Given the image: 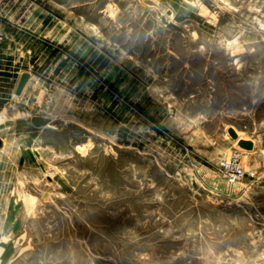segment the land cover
Instances as JSON below:
<instances>
[{
  "label": "rangeland",
  "instance_id": "374dc122",
  "mask_svg": "<svg viewBox=\"0 0 264 264\" xmlns=\"http://www.w3.org/2000/svg\"><path fill=\"white\" fill-rule=\"evenodd\" d=\"M0 137V264H264V0H0Z\"/></svg>",
  "mask_w": 264,
  "mask_h": 264
},
{
  "label": "water",
  "instance_id": "95a60500",
  "mask_svg": "<svg viewBox=\"0 0 264 264\" xmlns=\"http://www.w3.org/2000/svg\"><path fill=\"white\" fill-rule=\"evenodd\" d=\"M29 79V74L24 72L20 75L19 77V80L17 82V85H16V88H15V94L16 95H19L24 87V85L26 84V82L28 81ZM228 133L230 134V136L233 138V139H236L237 138V134L236 132L230 128L228 129ZM238 146L243 148V149H247V150H250L252 149V142L249 141V140H244V139H239L238 142H237ZM2 140L0 139V148L2 147Z\"/></svg>",
  "mask_w": 264,
  "mask_h": 264
},
{
  "label": "built area",
  "instance_id": "2783aa9c",
  "mask_svg": "<svg viewBox=\"0 0 264 264\" xmlns=\"http://www.w3.org/2000/svg\"><path fill=\"white\" fill-rule=\"evenodd\" d=\"M228 171L232 170L233 174L231 175L232 178L236 176L242 175V170L239 168V165L236 164V161L233 160L232 162H228L225 167Z\"/></svg>",
  "mask_w": 264,
  "mask_h": 264
},
{
  "label": "bare ground",
  "instance_id": "6f19581e",
  "mask_svg": "<svg viewBox=\"0 0 264 264\" xmlns=\"http://www.w3.org/2000/svg\"><path fill=\"white\" fill-rule=\"evenodd\" d=\"M236 134H237V138H236V139H234V141L237 143V142H238V140H239V139H241V138H240V135H238V133H236Z\"/></svg>",
  "mask_w": 264,
  "mask_h": 264
},
{
  "label": "crops",
  "instance_id": "0c3cea01",
  "mask_svg": "<svg viewBox=\"0 0 264 264\" xmlns=\"http://www.w3.org/2000/svg\"><path fill=\"white\" fill-rule=\"evenodd\" d=\"M1 138V137H0Z\"/></svg>",
  "mask_w": 264,
  "mask_h": 264
}]
</instances>
